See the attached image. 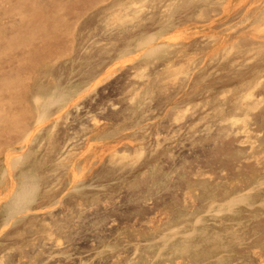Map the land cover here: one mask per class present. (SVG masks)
<instances>
[{
  "label": "rangeland",
  "instance_id": "rangeland-1",
  "mask_svg": "<svg viewBox=\"0 0 264 264\" xmlns=\"http://www.w3.org/2000/svg\"><path fill=\"white\" fill-rule=\"evenodd\" d=\"M0 22V264H264V0H0Z\"/></svg>",
  "mask_w": 264,
  "mask_h": 264
},
{
  "label": "bare ground",
  "instance_id": "bare-ground-1",
  "mask_svg": "<svg viewBox=\"0 0 264 264\" xmlns=\"http://www.w3.org/2000/svg\"><path fill=\"white\" fill-rule=\"evenodd\" d=\"M82 2H83V1H82ZM169 2H170V1H169ZM80 3H81V2H80ZM5 4H6V3H5ZM132 4H133V3H132ZM142 6H143V5H142ZM170 7H171V6H170ZM167 10H169V9H167ZM261 10H263V9H261ZM165 19H166V18H165ZM251 19H253V18H251ZM250 22H251V21H250ZM0 23H1V22H0ZM28 23H29V22H28ZM29 24H30V23H29ZM48 26H49V25H48ZM52 26H53V25H52ZM52 26H51L50 28H52ZM171 26H172V25H171ZM53 29H54V28H52V30H53ZM197 29H198V28H197ZM33 30H34V28H33ZM190 30H192V29L190 28ZM229 30H230V29H229ZM3 31H4V30H3ZM50 32H51V31H50ZM3 33H4V32H3ZM5 33H6V32H5ZM161 33H162V32H161ZM180 33H181V32H180ZM180 33H179V34H180ZM165 34H166V33H165ZM181 34H182V33H181ZM32 35H34V33H33ZM163 35H164V34H163ZM163 35L161 34L162 37H163ZM169 35H171V33H170ZM177 35H178V34H177ZM177 35H176V38H177ZM141 36H142V35H141ZM143 36H144V35H143ZM148 37H149V36H148ZM164 37H165V36H164ZM171 37H172V36H171ZM7 38H8V37H7ZM13 38H14V37H13ZM36 38H37V36H36ZM36 38H35V39H36ZM152 38H153V37H152ZM155 38H156V36H155ZM165 38H167V37H165ZM169 38H170V36H169ZM173 38H175V37H173ZM173 38H172V39H173ZM176 38H175V40H176ZM226 38H227V37H226ZM145 39H146V37H145ZM158 39H161V38H158ZM0 40H1V39H0ZM143 40H144V39H143ZM146 40H147V39H146ZM146 40L143 41V45H144V46H147V45H148L147 48H145V49H148L149 46H150V42L152 41V39L150 38V41H149L148 43H144ZM162 40H163V39H162ZM173 40H174V39H173ZM20 41H21V40H20ZM147 41H148V40H147ZM169 42H170V40H169ZM14 43H15V42H14ZM18 43H19V41H18ZM24 43H25V42H24ZM135 43H136V42H135ZM141 43H142V39H141ZM19 44H20V43H19ZM22 44H23V42H22ZM29 44H30V43H29ZM159 44H163V43H159ZM164 44H165V43H164ZM167 44H168V43H167ZM167 44H166V45H167ZM15 45H16V44H15ZM139 45H140V43H139ZM141 45H142V44H141ZM143 45H142V46H143ZM155 45H156V44H155ZM168 45H169V44H168ZM13 46H14V45H13ZM34 46H35V45H34ZM34 46H33V47H34ZM48 46H49V44H48ZM159 46H160V45H159ZM159 46H158V47H159ZM171 47H172V46H171ZM18 48H19V47H18ZM153 48H154V46H153L151 49H153ZM14 49H15V48H14ZM34 49H35V48H34ZM158 49H161V48H158ZM153 50L155 51V49H153ZM156 50H157V49H156ZM226 50H227V49H226ZM148 51H149V50H148ZM157 51H158V50H157ZM157 51H156V52H157ZM141 52H143V51H141ZM151 52H152V51H151ZM144 53H145V52H144ZM152 53H153V52H152ZM161 53H162V51H161ZM145 54H146V53H145ZM145 54H144V55H145ZM146 55H147V54H146ZM12 59H13V58H12ZM12 59H10V60H12ZM0 61H1V59H0ZM108 67H109V65H108ZM257 74H258V72H257ZM1 75H2V74H1ZM7 75H8V74H7ZM6 78H7V77H6ZM19 80H20V79H19ZM14 81H15V79H14ZM261 81H262V79H261ZM263 81H264V80H263ZM256 82H257V81H256ZM254 83H255V82H254ZM255 84H256V83H255ZM253 85H254V84H253ZM2 86H3V85H2ZM2 86H0V88H1ZM6 86H7V84H6ZM10 86H12V85H10ZM251 86H252V85H251ZM251 86H249V87H251ZM7 87H8V86H7ZM241 87H242V86H241ZM4 88H5V87H4ZM1 89H2V88H1ZM85 89H86V88H85ZM62 90H63V89H62ZM80 91H81V90H80ZM80 91H79V92H80ZM82 92H83V91H82ZM84 92H85V91H84ZM84 92H83V93H84ZM2 93H3V92H2ZM63 93H64V92H63ZM80 93H81V92H80ZM246 94H249V93H246ZM34 95H35V94H34ZM79 95H80V94H79ZM244 95H245V94H244ZM252 95H253V94H252ZM38 96H39V95H38ZM221 96H222V95H221ZM242 96H243V95H242ZM54 97H55V96H54ZM254 97H255V95H254ZM245 98H246V97H245ZM252 98H253V97H252ZM33 99H34V98H33ZM35 99H36V98H35ZM35 99H34V100H35ZM38 99H39V98H38ZM73 99H75V98H73ZM139 100H140V99H139ZM25 102H26V101H25ZM75 102H76V101H75ZM75 102H74V103H75ZM130 102H131V101H130ZM241 103H242V102H241ZM243 103H244V102H243ZM187 104H188V103H187ZM70 105H72V104L70 103ZM242 106H243V105H242ZM25 107L27 108V106H25ZM65 107H68V106L65 105ZM21 109H23V108H21ZM248 109H249V108H248ZM25 110H26V109H25ZM25 110H24V111H25ZM244 111H245V110H244ZM28 112H29V111H28ZM32 113H33V112H32ZM3 115H4V114H3ZM41 116H42V115H41ZM241 116H242V115H241ZM18 117H19V116H18ZM243 117H245V116H243ZM8 118H9V117H8ZM11 118H12V117H11ZM18 119H19V118H18ZM219 119H220V118H219ZM7 120H8V119H7ZM16 120H17V119H16ZM36 121H37V119H36ZM5 122H6V121H5ZM7 122H8V121H7ZM38 122H39V121H38ZM243 122H244V121H243ZM33 123H34V122H33ZM36 123H37V122H36ZM33 127H35V126H33ZM137 127H138V126H137ZM37 128H38V127H37ZM34 129H35V128H34ZM237 130H238V129H237ZM3 131H4V130H3ZM34 131H35V130H34ZM29 132H30V131H29ZM32 132H33V131H32ZM29 135H30V134H29ZM30 137H31V136H30ZM24 140H25V139H24ZM28 140H29V139H28ZM6 143H7V142H6ZM21 143H23V142H20V146L22 145ZM26 143H27V142H26ZM24 145H25V144H24ZM260 145H262V144H260ZM23 147H24V146H22V148H23ZM22 148H21V149H22ZM250 148H251V147H250ZM17 149H18V148H17ZM248 151H249V150H248ZM249 153H250V151H249ZM21 154H22V153H21ZM77 154H78V153H77ZM263 156H264V155H263ZM263 158H264V157H263ZM259 159H260V158H259ZM20 160H21V159H20ZM117 163H118V162H117ZM181 165H182V164H181ZM221 165H222V164H221ZM175 166H176V165H175ZM216 166H217V165H216ZM214 167H215V166H214ZM214 167H213V168H214ZM176 168H177V167H176ZM222 168H223V167H222ZM216 169H217V168H216ZM223 169H224V168H223ZM168 170H169V169H168ZM182 170H183V169H182ZM168 172H169V171H168ZM175 172H176V171H175ZM25 174H26V173H25ZM211 174H212V173H211ZM189 175H190V174H189ZM215 175H216V174H215ZM198 176H199V175H198ZM211 176H212V175H211ZM211 176H210V177H211ZM213 176H214V175H213ZM166 178H167V177H166ZM196 178H197V177H196ZM196 178H195V179H196ZM35 179H36V177H35ZM174 179H175V178H174ZM225 179H226V178H225ZM232 179H233V178H232ZM27 180H28L29 183H31V185H34V181H33L34 179H33L32 177H30V175L27 177ZM203 180H204V179H203ZM230 180H231V179H230ZM35 181H36V180H35ZM144 182H145V181H144ZM198 182H199V181H198ZM200 182H201V181H200ZM200 182H199V183H200ZM207 182H208V181H207ZM209 182H210V181H209ZM213 182H214V181H213ZM243 182H244V181H243ZM186 183H187V182H186ZM241 183H242V182H241ZM152 184H153V183H152ZM189 184H190V183H189ZM208 184H209V183H208ZM208 184H207V185H208ZM243 184H244V183H243ZM165 185H166V184H165ZM250 185H253V184H250ZM258 185H259V184H258ZM189 186H190V185H189ZM197 186H198V185H197ZM201 186H202V185H201ZM261 186H262V185H261ZM261 186H260V187H261ZM263 186H264V185H263ZM204 187H205V186H204ZM204 187H203V188H204ZM257 187H258V186H257ZM192 188H193V187H192ZM195 188H196V187H195ZM197 188H198V187H197ZM200 188H202V187H200ZM244 188H245V187H244ZM135 189H136V188H135ZM193 189H194V188H193ZM263 189H264V188H263ZM11 190H12V189H11ZM145 190H146V189H145ZM226 190H227V189H226ZM261 190H262V188H261ZM201 191H203V189H202ZM11 192H12V191H11ZM153 192H154V191H153ZM194 192H195V191H194ZM208 193H211V192H208ZM208 193H207V194H208ZM157 194H158V193H157ZM159 194H160V193H159ZM235 194H236V193H235ZM238 194H239V193H238ZM242 194H243V193H242ZM187 195H188V194H187ZM196 195H197V194H196ZM198 195L201 196V194H198ZM239 195H240V194H239ZM136 196H137V195H136ZM209 196H211V195H209ZM221 196H222V195H221ZM236 196H237V195H236ZM247 196H248V195H247ZM247 196H246V197H247ZM224 197H225V196H224ZM224 197H223V198H224ZM246 197H245V198H246ZM173 198H174V197H173ZM221 198H222V197H221ZM238 198H239V197H238ZM145 199H146V198H145ZM147 199H148V198H147ZM195 199H196V198H195ZM217 199H218V198H217ZM241 199H242V198H241ZM246 199H247V198H246ZM150 200H151V199H150ZM218 200H220V199H218ZM261 200H262V199H261ZM233 201H235V200L233 199ZM246 201H247V200H246ZM259 201H260V200H259ZM203 202H204V199H203ZM236 202H237V201H235L234 203H236ZM241 202H242V201H241ZM222 203H223V202H222ZM232 203H233V202H232ZM232 203H231V204H232ZM237 203H238V202H237ZM223 204H224V203H223ZM225 204H226V203H225ZM225 204H224V205H225ZM169 205H170V204H169ZM226 205H227V204H226ZM226 205H225V207H226ZM235 205H237V204H235ZM170 206H171V205H170ZM170 206H169V207H170ZM175 206H176V205H175ZM189 206H190V205H189ZM215 206H216V205H214V208H215ZM218 206H219V205H218ZM260 206H261V205H260ZM162 207H163V206H162ZM165 207H166V206H165ZM181 207H182V206H181ZM187 207H188V205H187ZM166 208H168V207H166ZM183 208H184V207H183ZM219 208H220V207H219ZM28 209H29V208H28ZM35 209H36V208H35ZM168 209H169V208H168ZM211 209H212V208H211ZM230 209H231V208H230ZM180 210H181V209H180ZM180 210H179V211H180ZM185 210H186V209H185ZM220 210H221V209H220ZM220 210H219V211H220ZM227 210H228V209H227ZM172 211H173V210H172ZM186 211H187V210H186ZM188 211H190V210H188ZM211 211H212V210H211ZM235 211H236V210H235ZM23 212H24V211H23ZM162 212H163V211H162ZM168 212H171V211H168ZM180 212H181V211H180ZM222 212H224V211H222ZM233 212H234V211H233ZM261 212H262V211H261ZM18 213H19V212H18ZM21 213H22V212H21ZM177 213H178V212H177ZM182 213H184V212H182ZM200 213H201V212H200ZM209 213H210V212H209ZM209 213H208V214H209ZM218 213H219V212H218ZM234 213H235V212H234ZM16 214H17V213H16ZM165 214H166V213H165ZM169 214H170V213H169ZM211 214H212V213H211ZM11 215H12V214H11ZM191 215H192V212H191ZM215 215H216V214H215ZM261 215H262V213H261ZM263 215H264V214H263ZM212 216H213V215H212ZM212 216H209V217L212 218ZM174 217H175V216H174ZM174 217H173V218H174ZM176 217H177V216H176ZM179 217H180V216H179ZM215 217H217V216H215ZM215 217H214V218H215ZM180 218H181V217H180ZM204 218H206V217H204ZM166 219H167V218H166ZM174 219H175V218H174ZM176 219H179V218H176ZM169 220H170V219H169ZM188 220H189V219H188ZM192 220H193V219H192ZM209 220H210V219H209ZM219 220H220V218H219ZM222 220H223V219H222ZM172 221H173V220H172ZM231 221H233V220H231ZM166 222L168 223V221H166ZM166 222H164V223H166ZM169 222H170V221H169ZM173 222H174V221H173ZM179 222H180V221H179ZM179 222H178V223H179ZM206 222H207V221H206ZM239 222H241V221L239 220ZM161 223H162V222H161ZM171 223H172V222H171ZM186 223H187V222H186ZM208 223H209V222H208ZM214 223H216V222H214ZM218 223H219V222H218ZM109 224H110V223H109ZM196 224H197V223H196ZM236 224H238V223H236ZM184 225H186V224H184ZM187 225H188V224H187ZM162 226H164V224H163ZM188 226H189V225H188ZM196 226H197V225H196ZM159 227H160V226H159ZM165 227H166V226H165ZM165 227H164V228H165ZM170 227H171V226H170ZM194 227H195V226H194ZM197 227H198V226H197ZM197 227H196V228H197ZM208 227H209V226H208ZM149 228H150V227H149ZM149 228H148V230H149ZM153 228H154V227H153ZM189 228H191V227H189ZM201 228H202V227H201ZM159 229H160V228H159ZM215 229H216V228H215ZM217 229H218V228H217ZM144 230H145V229H144ZM160 230H161V229H160ZM190 230H191V229H190ZM194 230H196V229H194ZM170 231H171V230H170ZM208 231H209V230H208ZM211 231H212V230H211ZM211 231H210V232H211ZM217 231H218V230H217ZM147 232H148V231H147ZM151 232H152V231H151ZM154 232H155V231H154ZM159 232H160V231H159ZM166 232H167V231H166ZM166 232H165V233H166ZM192 232H193V231H192ZM165 233H164V236H165ZM171 233H173V234H175V235H177V236H188V235L190 234V231H189V230H186V229H185V231H184V229H183V231H181V230H179V228H178V230L171 231ZM208 233H209V232H208ZM208 233H207V235H208ZM214 233H215V232H214ZM214 233H211V234H214ZM147 234H148V233H147ZM205 234H206V233H205ZM205 234H204V235H205ZM209 234H210V233H209ZM5 235H6V234H5ZM192 235H193V234H192ZM199 235H200V233H199ZM158 236H159V235H158ZM158 236H157V237H158ZM197 236H198V234H197ZM202 236H203V235H202ZM157 237L154 238V239H155V240L158 239ZM159 237H160V236H159ZM189 237H190V236H189ZM194 237H195V235H194ZM200 237H201V235H200ZM204 237H206V236H204ZM217 237H218V236H217ZM220 237H221V236H220ZM195 238H196V237H195ZM208 238H209V237H208ZM169 239H170V238H169ZM199 239H200V238H199ZM139 240H140V239H139ZM163 240H164V239H163ZM189 240H190V239H189ZM197 240H198V239H197ZM206 240H207V238H206ZM215 240H216V239H215ZM57 241H58V240H57ZM157 241H158V240H157ZM162 242H163V241H162ZM211 242H212V241H211ZM152 243H154V242H152ZM155 243H157V242H155ZM163 243H165V242H163ZM169 243H170V242H169ZM176 243H177V242H176ZM199 243H200V242H199ZM201 243H202V241H201ZM183 244H184V243H183ZM197 244H198V243H197ZM203 244H205V243H203ZM153 245H154V244H153ZM160 245H163V244H160ZM173 245H174V243H173ZM210 245H212V244H210ZM148 246H149V245H148ZM158 246H159V245H158ZM184 246H185V244H184ZM200 246H201V245H200ZM263 246H264V245H263ZM175 247H176V246H175ZM191 247H192V245H191ZM191 247H190V248H191ZM201 247H202V246H201ZM185 248H186V246H185ZM197 248H198V247H197ZM210 248H211V247H210ZM210 248H209V249H210ZM171 249H172V248H171ZM186 249H189V248H186ZM191 249H192V248H191ZM228 249H229V248H228ZM192 250H193V249H192ZM259 250H260V249H259ZM181 251H182V250H181ZM194 251H197V250H194ZM194 251H191V253L194 252ZM202 251H203V250H202ZM213 252H214V251H213ZM213 252H212V253H213ZM153 253H154V252H153ZM160 253H162V252H160ZM181 253H182V252H181ZM186 253H187V252H185L184 255H185ZM188 253H190V251H189ZM188 253H187V254H188ZM191 253H190V254H191ZM214 253H215V252H214ZM157 254H158V253H157ZM170 254H171V253H170ZM199 254H200V253H199ZM237 254H239V253H237ZM162 255H163V254H162ZM177 255H178V254H177ZM182 255H183V253H182ZM184 255H183V256H184ZM191 255H193V254H191ZM201 255H202V254H201ZM152 256H153V255H152ZM179 256L181 257V255H179ZM198 256H199V255H198ZM207 256H208V255H207ZM216 256L218 257V255H216ZM166 257H167V256H166ZM168 257H169V255H168ZM201 257H202V256H201ZM219 257H220V256H219ZM259 257H260V256H259ZM155 258H156V257H155ZM182 258H184V257H182ZM196 258H197V257H196ZM205 258H206V257H205ZM224 258H225V257H224ZM224 258H222V259H224ZM164 259H165V258H164ZM184 259H186V258H184ZM198 259H200V258H198ZM206 259H207V258H206ZM210 259H211V258H210ZM213 259L215 260V258H213ZM192 260H193V259H192ZM194 261H195V260H194ZM212 262H214V261H212ZM220 262H221V261H220ZM192 263H193V262H192ZM194 263H195V262H194ZM194 263H193V264H194ZM184 264H185V263H184ZM224 264H225V263H224ZM226 264H228V263H226Z\"/></svg>",
  "mask_w": 264,
  "mask_h": 264
}]
</instances>
